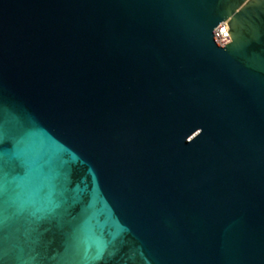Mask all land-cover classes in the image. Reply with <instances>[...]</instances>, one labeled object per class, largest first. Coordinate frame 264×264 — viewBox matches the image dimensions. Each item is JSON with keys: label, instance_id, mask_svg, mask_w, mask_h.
I'll list each match as a JSON object with an SVG mask.
<instances>
[{"label": "water", "instance_id": "1", "mask_svg": "<svg viewBox=\"0 0 264 264\" xmlns=\"http://www.w3.org/2000/svg\"><path fill=\"white\" fill-rule=\"evenodd\" d=\"M0 129L3 264H264V0H0Z\"/></svg>", "mask_w": 264, "mask_h": 264}, {"label": "snow or ice", "instance_id": "2", "mask_svg": "<svg viewBox=\"0 0 264 264\" xmlns=\"http://www.w3.org/2000/svg\"><path fill=\"white\" fill-rule=\"evenodd\" d=\"M5 139V134L3 133V130L0 129V143L3 142ZM14 141L16 140L15 137L12 138ZM3 149L0 148V219L3 217V212L6 208V206H11L16 203V200H14L10 196V184L17 182V177H13L12 180H9V176L11 175V172L6 171V163L3 160ZM25 154V149L20 146L19 143L16 145L15 155L16 157H22ZM17 187H20L19 184H17ZM0 264H3V261L0 260Z\"/></svg>", "mask_w": 264, "mask_h": 264}, {"label": "built area", "instance_id": "3", "mask_svg": "<svg viewBox=\"0 0 264 264\" xmlns=\"http://www.w3.org/2000/svg\"><path fill=\"white\" fill-rule=\"evenodd\" d=\"M228 26L226 22H220L214 29V36L220 45H225L230 42V37L227 34Z\"/></svg>", "mask_w": 264, "mask_h": 264}]
</instances>
